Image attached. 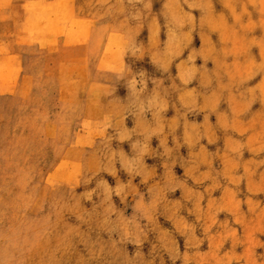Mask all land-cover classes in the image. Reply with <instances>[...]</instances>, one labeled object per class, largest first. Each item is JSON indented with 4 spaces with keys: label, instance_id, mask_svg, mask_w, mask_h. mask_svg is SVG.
Here are the masks:
<instances>
[{
    "label": "rangeland",
    "instance_id": "1",
    "mask_svg": "<svg viewBox=\"0 0 264 264\" xmlns=\"http://www.w3.org/2000/svg\"><path fill=\"white\" fill-rule=\"evenodd\" d=\"M0 264H264V0H0Z\"/></svg>",
    "mask_w": 264,
    "mask_h": 264
},
{
    "label": "clouds",
    "instance_id": "2",
    "mask_svg": "<svg viewBox=\"0 0 264 264\" xmlns=\"http://www.w3.org/2000/svg\"><path fill=\"white\" fill-rule=\"evenodd\" d=\"M195 7H196L195 5H192V8H193V9H195ZM182 78L184 79V82H185V83L190 82V77H182ZM162 110H165V109H162Z\"/></svg>",
    "mask_w": 264,
    "mask_h": 264
},
{
    "label": "crops",
    "instance_id": "3",
    "mask_svg": "<svg viewBox=\"0 0 264 264\" xmlns=\"http://www.w3.org/2000/svg\"><path fill=\"white\" fill-rule=\"evenodd\" d=\"M16 61H18V60H16Z\"/></svg>",
    "mask_w": 264,
    "mask_h": 264
}]
</instances>
